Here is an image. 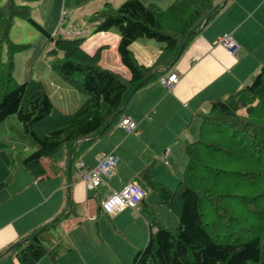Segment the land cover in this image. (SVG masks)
<instances>
[{
	"label": "trees",
	"instance_id": "obj_1",
	"mask_svg": "<svg viewBox=\"0 0 264 264\" xmlns=\"http://www.w3.org/2000/svg\"><path fill=\"white\" fill-rule=\"evenodd\" d=\"M224 7L218 0H173L167 9L127 0L94 16V34L117 31L127 78L101 65V49L88 53L85 37L54 35L28 7L8 0L0 7V127L17 116L22 128L15 140L16 147L21 146L17 151H8V144L0 142V193L42 157L49 158L54 175L72 172L90 143L119 121L140 90L177 64ZM16 19L28 21L48 39L54 71L87 96L75 112L61 111L42 81L17 82L15 58L30 46L12 40ZM142 39L160 44L161 53L149 67L132 50ZM201 116L199 138L184 144L188 165L176 190L157 182L149 167L139 174L178 217L179 226H166L145 198L141 203H147L149 241L132 264H264V66L250 84L212 101L210 111ZM27 143L35 152L24 157ZM75 209L70 199L53 220L0 252V259L9 256L12 264H38L48 256L58 264L64 244L52 230L75 215Z\"/></svg>",
	"mask_w": 264,
	"mask_h": 264
},
{
	"label": "crops",
	"instance_id": "obj_2",
	"mask_svg": "<svg viewBox=\"0 0 264 264\" xmlns=\"http://www.w3.org/2000/svg\"><path fill=\"white\" fill-rule=\"evenodd\" d=\"M225 2L218 0V3ZM98 34L109 35V32ZM225 34L233 35L239 43L236 56L229 55L219 45V39ZM119 40V35L114 36L112 43L106 45L109 51L113 49L118 54ZM132 50L138 61L148 67L161 53L160 46L154 47L145 41L134 43ZM117 57L116 63H105L102 55L101 65L130 78L127 68L123 69L120 56ZM263 66L264 0H228L223 10L189 44L177 64L130 101L121 118L134 120L138 124L135 132L127 133L118 128L117 123L90 143L82 154L83 159L74 164L72 172L54 175L49 167V158L42 157L22 169L0 193V252L53 220L67 208L70 199L76 205V214L61 224L64 225V235H58L62 237L64 246L60 247L58 264H97L98 260L106 264L109 256L122 264L124 258L137 253L149 240L147 203L156 208L166 226H176L179 221L163 205L161 197L145 185L140 172L149 167L157 182L173 188L188 165L184 144L199 138L201 115L210 111L212 101L250 84ZM172 74H178L180 81L173 90H168L162 79ZM85 101L86 98L79 97L81 104ZM167 150L170 154L165 157ZM109 154L120 160L115 177L105 179L106 184L101 188H88L79 180V164L84 162L93 168L99 157ZM131 184H138L147 192V203L127 207L116 215H108L101 210L106 197ZM92 223L114 226L126 244H118L119 247L102 239L104 248L97 255L89 236ZM8 260L12 264L9 256L1 258L0 264H8Z\"/></svg>",
	"mask_w": 264,
	"mask_h": 264
},
{
	"label": "rangeland",
	"instance_id": "obj_3",
	"mask_svg": "<svg viewBox=\"0 0 264 264\" xmlns=\"http://www.w3.org/2000/svg\"><path fill=\"white\" fill-rule=\"evenodd\" d=\"M7 1L8 0H0V7L4 6ZM15 1L18 5L28 7L31 10L32 17L54 35L71 39L77 37H85L86 40L84 42L83 48L88 49L91 53H96L101 49L105 63H107V61H110L112 63L117 62V56H119V54L115 53L113 49L112 51H109V47L106 46L107 44L112 43L114 36H118L117 31L113 30L109 32V35L94 34L96 23L93 21V18L97 14H101L105 10H107L108 6L119 8L127 0ZM141 1L146 5L153 4L162 9H167L173 3V0ZM68 30L76 32L77 36L68 35ZM11 37L15 43L30 46L27 50L18 54L15 58V77L19 84H22L31 78L37 81H42L46 85V88L50 95H52V100L55 105L61 111L67 114L75 112L84 104H81V102H79V97H84L87 100V96L81 94L73 87L67 85L62 77L52 68V58L48 55V53L53 49V45L43 34H41L28 21L16 19L14 27L12 29ZM144 41L153 44L154 47L160 46L159 43L148 39H142L140 43ZM123 69L126 68L123 67ZM115 72L118 71L116 70ZM121 74L124 75L123 73ZM21 128L22 126L19 123L17 116L10 117L0 127V142L8 144V151H17V148L20 149L21 146L16 147L15 140L16 138H18V130L20 131ZM28 143L25 145L26 151L23 153L24 157H28L35 152L32 146H28ZM83 157L84 155H82L79 159H83ZM181 178L182 175L179 179L181 180ZM180 180H178L177 184L173 186V188H171L172 190L177 189ZM154 193L157 194L156 192ZM172 216H174V218H177V220L179 221L178 217L175 214H173ZM63 226L64 225H61L58 230H52V234L57 240H59L60 237L58 233L62 236L64 235L62 231ZM178 226L179 223L176 226L169 227L177 228ZM75 235H77V233H74V236ZM89 236L91 244H94L95 246L97 255H100L102 253V249L104 248V244H102L101 242L102 239L106 240L110 244H114L119 247L121 246L118 244H126V242L122 239V236L116 232L114 226L112 225L107 226L106 224H101L100 226H96L95 223H92L89 229ZM148 241L144 246H142V248H145L147 246ZM65 244H67V241L65 242ZM135 255L136 252L132 254V256H130L128 259L124 258L122 264H132ZM114 261L116 260L113 257L109 256L106 264H119L118 262ZM262 261L264 262V242L262 245ZM6 262H8V264H11L9 260ZM101 262L102 261L98 260L97 264H103ZM40 264L53 263L49 257H46V259H44Z\"/></svg>",
	"mask_w": 264,
	"mask_h": 264
},
{
	"label": "built area",
	"instance_id": "obj_4",
	"mask_svg": "<svg viewBox=\"0 0 264 264\" xmlns=\"http://www.w3.org/2000/svg\"><path fill=\"white\" fill-rule=\"evenodd\" d=\"M67 34L73 35L75 33L72 30H68ZM218 43L231 56H236L240 49L239 43L231 34L222 36ZM179 81L180 76L178 74H172L168 78L162 79V84L166 89L173 90ZM117 127L125 130L127 133H132L137 130L138 124L129 117H123L118 122ZM169 154L170 150H167L165 157H168ZM119 162V158L113 154L99 157L97 165L93 168L81 162L77 169L79 180L87 184L90 189L101 188L106 184L105 179L109 180L115 177ZM146 196V191L140 185L131 184L120 192L106 197L101 203V208L108 215H116L127 207L138 206Z\"/></svg>",
	"mask_w": 264,
	"mask_h": 264
},
{
	"label": "water",
	"instance_id": "obj_5",
	"mask_svg": "<svg viewBox=\"0 0 264 264\" xmlns=\"http://www.w3.org/2000/svg\"><path fill=\"white\" fill-rule=\"evenodd\" d=\"M228 0H226L225 4L227 3Z\"/></svg>",
	"mask_w": 264,
	"mask_h": 264
}]
</instances>
